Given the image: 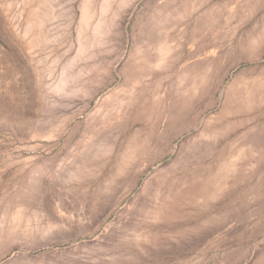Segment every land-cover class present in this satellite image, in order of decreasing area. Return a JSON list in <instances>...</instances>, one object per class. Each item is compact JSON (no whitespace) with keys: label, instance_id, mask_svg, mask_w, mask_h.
I'll list each match as a JSON object with an SVG mask.
<instances>
[{"label":"rangeland","instance_id":"374dc122","mask_svg":"<svg viewBox=\"0 0 264 264\" xmlns=\"http://www.w3.org/2000/svg\"><path fill=\"white\" fill-rule=\"evenodd\" d=\"M193 99L204 105L177 116V107ZM0 103L8 118L32 123L22 131L0 114V160L46 159L65 145H93L90 153L101 149L105 168L91 176V188L121 158L153 149L161 137L134 187L91 226L97 234L90 240L100 238L80 245L73 264H97L98 255L92 258L84 246H99L129 219L149 179L176 174L170 167L176 156L218 141L224 131L237 170L227 177L236 181L231 196L202 207L194 199L181 216L213 221L196 223L175 242L157 241L153 248L160 251L145 250L128 264H264V148L257 150L262 157H239L249 141L258 149L264 140V0H0ZM86 163L84 173L92 174ZM8 176L2 182L17 183ZM41 249L27 253L33 264L52 255L54 262L63 252ZM66 252L60 259H71ZM17 254L5 253L0 264Z\"/></svg>","mask_w":264,"mask_h":264},{"label":"bare ground","instance_id":"6f19581e","mask_svg":"<svg viewBox=\"0 0 264 264\" xmlns=\"http://www.w3.org/2000/svg\"><path fill=\"white\" fill-rule=\"evenodd\" d=\"M256 39H252L249 45L254 44ZM134 69L139 72L138 65ZM203 93L202 91L199 94L200 97L198 96L200 101L204 97ZM194 99L184 100L182 106L177 107L176 115H182L186 111L196 113L195 111H198L204 104L200 103L199 99L194 102ZM226 100L225 105L228 106L226 108H229L231 99ZM0 105L3 107L1 103ZM146 105L145 109L153 111V105ZM142 106L141 104L140 107ZM1 107L0 114L6 123L16 124L17 120L8 118L3 111L4 108ZM233 112L231 111L230 114ZM17 123L20 124L22 131L32 127L30 121H17ZM106 133H103L104 136ZM226 133L227 131L221 133V139L218 141L212 139L202 147L199 146L197 151L186 152L181 155L182 157L176 156L170 165L171 171L174 170L176 174L167 173L149 179L144 187L142 186L143 190L141 188L137 204L131 207L129 219L119 227H112L108 234L103 235L105 239L97 240L96 244L101 242L99 246L92 249L86 248L88 251L85 249L87 246H84L86 254H91L92 258L98 255L97 264H128V261L145 250L154 253L160 251V249L153 248L157 241L162 239L170 241L188 235L196 223L212 222L213 217L207 215L193 222L184 221L181 216L185 209L192 205L194 199L198 201L197 205L202 207L207 200L210 201L227 194L231 196V190L236 181L228 182L227 177L236 173L237 170L231 168L233 163H229L234 154L231 142L227 141L230 136ZM155 139L157 140L153 149L145 148L141 150V154L140 151L138 152L139 156L132 152L125 158H121L114 170L107 172L103 179L100 178L101 182L96 188H91L88 183H90L91 176H94L96 171L104 169L105 165L98 162L100 154L103 153L101 149L98 148L99 150L96 149L90 153L93 145L90 149L89 145L81 149L65 145L57 150L54 156L46 159L34 157V155L21 159L9 157L0 160V193L5 192V197H0V258L5 253L18 250L19 254L13 257L11 264H33L26 256L29 251L41 248L55 250L62 248L64 253L65 251L71 253V259L68 261L60 259L63 253L60 251L61 254L57 253L60 257H55L54 262H51L54 258L52 255L50 262H47L46 258L42 262L39 258L40 261L37 259L39 262L36 260L35 264H68L70 261L73 264L72 261L76 260V256L80 259L79 249L82 250L80 245L87 243L89 246L90 241L93 243L94 239L100 238L98 236L92 238L94 241L90 240L97 234L91 226L99 221L107 207L122 201V193L134 187L143 163L162 145V143H157L161 139L160 136H156ZM251 144L252 142L249 141L247 149L244 150V147L239 149V157L243 161L252 159L258 152L257 150L264 148V140L262 145H258V149L252 148ZM258 155L262 157L263 152ZM86 156L87 159L89 157L88 161L85 160ZM86 162L95 168L92 174L84 173ZM192 163H197L198 166L193 169ZM6 175H10L8 178H17V183L13 185L7 181L2 182ZM246 188L249 187L246 186ZM224 190L228 191L224 194ZM177 219L182 220L180 226ZM158 223L170 225L160 228L157 226ZM91 247L90 245L89 248ZM69 248L73 251L70 252L71 249L68 251ZM104 254L107 255L101 257ZM131 264H135V261Z\"/></svg>","mask_w":264,"mask_h":264}]
</instances>
